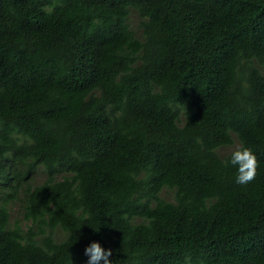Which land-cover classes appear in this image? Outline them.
Segmentation results:
<instances>
[{"label":"trees","instance_id":"obj_1","mask_svg":"<svg viewBox=\"0 0 264 264\" xmlns=\"http://www.w3.org/2000/svg\"><path fill=\"white\" fill-rule=\"evenodd\" d=\"M0 264H264V0H0Z\"/></svg>","mask_w":264,"mask_h":264},{"label":"rangeland","instance_id":"obj_2","mask_svg":"<svg viewBox=\"0 0 264 264\" xmlns=\"http://www.w3.org/2000/svg\"><path fill=\"white\" fill-rule=\"evenodd\" d=\"M35 180L36 181H40L41 180V175H38ZM14 203L18 205L17 200L14 201ZM11 206H12V209H11V218L14 219V218L18 217L17 206L16 205H13V204Z\"/></svg>","mask_w":264,"mask_h":264}]
</instances>
